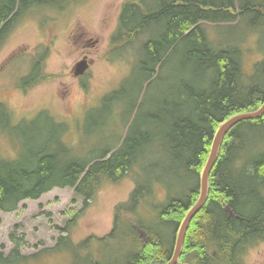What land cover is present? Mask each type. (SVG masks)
I'll use <instances>...</instances> for the list:
<instances>
[{"label":"trees","instance_id":"obj_1","mask_svg":"<svg viewBox=\"0 0 264 264\" xmlns=\"http://www.w3.org/2000/svg\"><path fill=\"white\" fill-rule=\"evenodd\" d=\"M75 1L0 0V25L6 19L0 43L31 9L50 5L61 10ZM238 24L252 30L264 27V0H124L108 53L128 59L131 67L125 80L135 78L134 74L136 90L106 93L102 107L91 114L107 112L112 129L127 105L129 116L136 112L134 119L121 121L116 144L84 152L80 144L78 153L68 143V135L76 136L81 118L67 123L48 111L46 118L56 132L47 131L48 138L40 144L33 143L34 137L24 149L18 147L14 156L0 154V211L17 210L21 201L36 199L53 187H73L75 195L88 203L103 182L115 183L130 172L133 163L139 164L140 172L133 176L135 187L128 200L115 207L107 234L90 235L84 243L72 245L66 233L49 252L65 251L69 242L71 252H86V264L167 262L177 228L199 195V174L218 124L231 115L256 110L264 101V58L250 74L243 72L244 32L226 43L215 42L209 35V29ZM41 57L22 78V89L43 78L39 77ZM115 99L124 103L118 109ZM92 119L85 118V128H94ZM22 122L0 102V140L3 132L17 135ZM161 154L164 157L159 160ZM145 162L152 164L151 173L143 171L149 166ZM179 176L182 191L171 194L169 185ZM157 184L164 189L162 199L155 196ZM209 186L204 206L187 229L177 264H243L246 251L264 241V115L230 129L210 172ZM225 204L233 215L227 214ZM124 211L128 213L121 214ZM134 217L136 222L131 220ZM157 225L170 228L171 237L167 239ZM70 228L66 224L63 230ZM138 228L146 233V241L139 239ZM89 240L95 244H88ZM114 244L124 246L116 249ZM99 246L101 257L95 252ZM18 248L16 244L6 256L0 252V264H29L31 256L21 255Z\"/></svg>","mask_w":264,"mask_h":264},{"label":"rangeland","instance_id":"obj_2","mask_svg":"<svg viewBox=\"0 0 264 264\" xmlns=\"http://www.w3.org/2000/svg\"><path fill=\"white\" fill-rule=\"evenodd\" d=\"M123 1L78 0L61 10L55 6H46L41 11L35 8L13 24L0 43V102H5L13 117L23 122L17 129V135L3 132L1 155L14 156L18 147L23 146L24 149L34 137L33 143L40 144L48 138L47 131L51 132L50 135L56 132L46 118L50 117L49 112L67 123L81 118L76 136L68 135V143L78 153L89 147L101 150L116 144V137L122 133L121 121L126 118L133 120L136 112L129 116V109L125 105L116 123H113L116 128L112 129L119 130L114 132L107 123V112L95 116L91 113L102 107L101 100L106 93L118 92L121 88L125 92L136 90L134 74L135 78L125 80L131 67L128 59L111 56L110 51L108 53L109 39L117 25ZM228 27L224 25L209 29V35L215 42L226 43L244 32L241 43L243 72L250 74L254 63L264 58V27L258 26L259 30H252L245 24ZM43 50L39 70V77L43 78L31 84L27 90L22 89V78L30 73L32 62L39 58L35 57L36 52ZM132 50L133 47L129 51L130 57ZM83 59L88 62V67L83 75L77 77L74 75L75 66ZM163 71H168V68H163ZM114 103L116 109L124 104L116 99ZM148 107V104L145 105V108ZM41 110L47 113L42 116ZM86 117L93 118L91 122H94V128L90 125L85 128ZM141 122H138L139 125ZM159 137L162 139L161 134ZM80 144L83 148L79 151ZM163 157L161 154L159 160ZM144 164L149 165V162ZM151 165L143 171L151 173ZM139 166L133 163L130 172L115 183L103 182L88 203L75 195L73 187H53L36 199L21 201L17 210L0 211V252L6 256L19 244L18 252L31 256L29 264H86V252L83 249L71 252V243H84L82 241L90 235L100 237L111 230L115 207L128 200L135 187L133 176L140 172ZM179 178L181 176L169 185L171 194L181 193L182 181ZM155 196L159 199L164 197V189L158 184ZM125 213L128 212L121 214ZM128 216L132 217L131 214ZM131 220L136 222L135 217ZM66 224L71 227L69 232L63 230ZM157 230L167 239L172 235L165 225H157ZM143 232L140 237L146 240V233L144 235ZM66 233L70 237L66 240L71 242L64 246L67 250L58 248L49 252L57 244L58 238L62 236L64 239ZM19 238L22 240L16 243ZM63 241L59 244H63ZM88 244L95 243L89 240ZM123 246L114 244L113 248L121 249ZM95 252L101 257L103 249L99 246V251L95 249ZM36 253L39 255L36 256ZM243 264H264V241L246 251Z\"/></svg>","mask_w":264,"mask_h":264},{"label":"water","instance_id":"obj_3","mask_svg":"<svg viewBox=\"0 0 264 264\" xmlns=\"http://www.w3.org/2000/svg\"><path fill=\"white\" fill-rule=\"evenodd\" d=\"M86 67H87V62L84 59L79 61L75 67L74 75L77 76L82 74L86 69ZM263 115H264V101L258 109L252 111H244L231 115L230 117H228L227 119H225L224 121L218 124L212 136V141L209 148L208 156L199 174V195L195 200V202L185 212L183 219L176 231L172 255L170 259L164 264H177L179 262L183 249L185 235L190 225V222L194 218V216L198 213V211L204 206L207 200L210 189L209 186L210 172L217 161L222 142L227 132L241 121L257 119ZM224 209L229 216L233 215L228 205L224 206Z\"/></svg>","mask_w":264,"mask_h":264},{"label":"flooded vegetation","instance_id":"obj_4","mask_svg":"<svg viewBox=\"0 0 264 264\" xmlns=\"http://www.w3.org/2000/svg\"><path fill=\"white\" fill-rule=\"evenodd\" d=\"M43 54H44V52L38 53V54H36L35 57H39L40 58Z\"/></svg>","mask_w":264,"mask_h":264},{"label":"bare ground","instance_id":"obj_5","mask_svg":"<svg viewBox=\"0 0 264 264\" xmlns=\"http://www.w3.org/2000/svg\"><path fill=\"white\" fill-rule=\"evenodd\" d=\"M257 109H258V108H257ZM229 131H230V130H229ZM229 131H228V132H229ZM228 132H227V133H228ZM226 135H227V134H226Z\"/></svg>","mask_w":264,"mask_h":264}]
</instances>
